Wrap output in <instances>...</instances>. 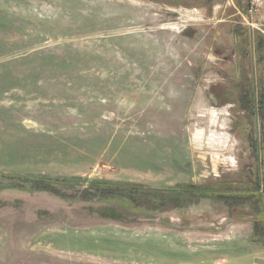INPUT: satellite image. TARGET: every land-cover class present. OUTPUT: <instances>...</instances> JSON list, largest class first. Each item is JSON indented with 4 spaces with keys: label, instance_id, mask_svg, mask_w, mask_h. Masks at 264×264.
Here are the masks:
<instances>
[{
    "label": "rangeland",
    "instance_id": "374dc122",
    "mask_svg": "<svg viewBox=\"0 0 264 264\" xmlns=\"http://www.w3.org/2000/svg\"><path fill=\"white\" fill-rule=\"evenodd\" d=\"M263 12L264 0H0V182L50 179L67 196L0 190V264H264V60L256 29L247 45L231 32L264 30ZM158 55L183 65L169 100L127 113ZM212 110L226 142L198 148L194 130L209 129L195 120ZM95 182L165 204L80 200Z\"/></svg>",
    "mask_w": 264,
    "mask_h": 264
},
{
    "label": "trees",
    "instance_id": "16d2710c",
    "mask_svg": "<svg viewBox=\"0 0 264 264\" xmlns=\"http://www.w3.org/2000/svg\"><path fill=\"white\" fill-rule=\"evenodd\" d=\"M254 37L257 52L260 54L258 57V61L260 60L259 62H262L264 60V54L262 52L264 51V37L260 33H257ZM246 49L247 46L245 47V50ZM260 94L261 100H264V93L261 92ZM262 152L264 156V148L261 149V153ZM261 170L264 172V162L261 166ZM1 178H4L7 181L6 183H4V181L0 182L1 191L6 189H18L28 187L29 192H47L49 194H54L61 198L67 197L63 192H61L62 189H60L58 186L56 187L50 179H29L26 177L23 178L21 176H2ZM256 190H260L259 185L256 186ZM254 192L255 191H252V193ZM83 193H88V195H83L81 197L79 196V199L82 201H120L121 203H127L134 207H136L140 203H146L147 201H150V203L153 202L155 205L162 204L161 206H163L165 204L164 202L166 199L165 193H163V191L139 189L137 187L113 185L104 182H95L90 184V187L87 188ZM153 198L155 199V201H153ZM159 199H161L160 203ZM263 205L264 201L262 202L261 200V202L259 203V217L253 220L255 229L262 232L264 231Z\"/></svg>",
    "mask_w": 264,
    "mask_h": 264
},
{
    "label": "bare ground",
    "instance_id": "6f19581e",
    "mask_svg": "<svg viewBox=\"0 0 264 264\" xmlns=\"http://www.w3.org/2000/svg\"><path fill=\"white\" fill-rule=\"evenodd\" d=\"M132 7V6H131ZM167 25V24H166ZM165 25V26H166ZM168 26V25H167ZM169 28H176V25H172ZM178 28V27H177ZM177 30V29H176ZM156 44V43H155ZM168 52V51H167ZM179 53V52H178ZM149 55V54H148ZM152 57V55H150ZM150 56H148L149 58H151ZM178 57V56H177ZM178 60H167L166 58H164L163 56H156L153 57V59L148 60V63L151 68L149 69L150 73H147L144 77H138V74L135 73V79H139L138 82H136L135 84H131L132 88L137 89L138 92H136L134 94V101H135V105L132 106L129 110H127V113H132L133 111H135L137 108H139L141 106V104H143L144 102H146L147 100H149L150 98H157L158 95H162V94H166L165 97L163 99H160L159 101L161 102L162 100H169L168 94H167V87L168 85H170L169 83L172 82V79H174V77H170V75H172V73H178L180 72V67H182L183 65H180V67H175V63ZM141 65V63H140ZM143 65V64H142ZM144 66V65H143ZM148 67V66H147ZM144 68V67H143ZM138 72V70L136 71ZM145 73V72H144ZM158 75H157V74ZM144 75V74H143ZM190 81V80H189ZM152 83L153 86H152ZM172 87V86H171ZM177 87V86H176ZM175 87V88H176ZM185 87V86H184ZM143 88V89H142ZM157 88L159 89V93L156 94V90ZM179 88V87H178ZM197 92V91H196ZM185 99V98H184ZM201 100V99H200ZM194 102V101H193ZM191 104V103H190ZM197 104V103H196ZM202 106V105H201ZM206 106V105H205ZM199 109V108H198ZM120 110V109H119ZM125 110V108H124ZM196 110V109H195ZM198 111V110H197ZM176 112V111H174ZM199 112V111H198ZM210 113L209 115V119L205 120L203 119V117L196 119V122H203V126L204 127H208L209 132L206 138V129H195L193 132V138L192 141L196 144V146L198 148H200L202 146V141H204V139H206L205 141L207 142L209 148L210 147H214L217 145H224L225 144V139L226 137H224L221 134H217L216 130L214 128H216L217 126V116L218 114L215 112V110L213 111H209ZM124 113V112H123ZM205 113V111H204ZM195 114V113H194ZM199 116V115H198ZM205 120V121H204ZM200 124V123H197ZM202 124V123H201ZM127 125V124H126ZM182 125V124H181ZM198 126V125H197ZM190 127V126H189ZM199 127V126H198ZM163 132H174L175 134H171V137H175L179 132V128H180V122H179V112H178V116L176 115V113H174V116L168 120L166 123L163 124ZM194 128V126H193ZM183 129V128H182ZM190 131V130H189ZM188 134V133H187ZM182 135V134H181ZM182 137V136H181ZM183 139V138H182ZM157 141V140H156ZM163 141V140H162ZM166 141V140H165ZM164 142V141H163ZM162 142V143H163ZM172 142V141H171ZM192 142V144H193ZM161 143V144H162ZM184 143V142H183ZM164 144H166L164 142ZM164 144H162L164 146ZM206 144V145H207ZM161 145V146H162ZM191 145V144H190ZM194 146V145H193ZM166 147V146H165ZM171 147V146H170ZM191 147V146H190ZM179 147H175L174 145V149L175 152L178 154V156H180V154L182 153V150H179ZM208 148V147H207ZM181 149V148H180ZM191 149V148H190ZM211 149V148H210ZM197 150V149H195ZM181 151V152H180ZM158 152V151H157ZM180 153V154H179ZM217 154V153H215ZM208 155V154H207ZM174 156V155H173ZM212 156V155H211ZM213 159H217V155L212 156ZM218 161V159H217ZM180 165V164H179Z\"/></svg>",
    "mask_w": 264,
    "mask_h": 264
},
{
    "label": "crops",
    "instance_id": "0c3cea01",
    "mask_svg": "<svg viewBox=\"0 0 264 264\" xmlns=\"http://www.w3.org/2000/svg\"><path fill=\"white\" fill-rule=\"evenodd\" d=\"M250 27L252 29L249 28V30H240L237 35H235V32H236L235 29H232L231 32H232V36L234 37V42L236 43V40L238 39V44H240L239 42L241 41L242 44L247 45L246 43L248 42V40L250 38V33L254 32V29H256L257 32H255L252 35L255 36V34L260 33L264 37V33L258 27H256L252 23H250Z\"/></svg>",
    "mask_w": 264,
    "mask_h": 264
},
{
    "label": "built area",
    "instance_id": "2783aa9c",
    "mask_svg": "<svg viewBox=\"0 0 264 264\" xmlns=\"http://www.w3.org/2000/svg\"><path fill=\"white\" fill-rule=\"evenodd\" d=\"M258 10V9H257ZM262 24H261V27L264 28V12H263V15H262ZM260 29V28H259ZM263 33H264V30L263 29H260Z\"/></svg>",
    "mask_w": 264,
    "mask_h": 264
}]
</instances>
